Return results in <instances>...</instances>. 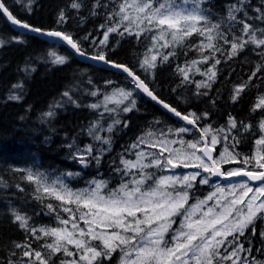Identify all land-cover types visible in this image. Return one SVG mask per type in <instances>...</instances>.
Listing matches in <instances>:
<instances>
[{"label": "trees", "instance_id": "1", "mask_svg": "<svg viewBox=\"0 0 264 264\" xmlns=\"http://www.w3.org/2000/svg\"><path fill=\"white\" fill-rule=\"evenodd\" d=\"M0 1L22 21L70 34L86 56L91 57L103 51L107 59L127 65L159 100L175 107L182 114L194 112L200 116L198 127L227 128L229 115L234 117L238 128L231 129V132L236 141L234 142L231 136L225 141V133H219V144L216 146L218 153L227 147L229 151L239 153V160L242 161L245 156H252L256 150L255 139L261 134L258 124L264 117V110L253 112L252 107L257 97L264 94V69L250 82L248 78L255 71L257 64L264 65V57L257 55L260 49L249 45L229 59L230 45L225 44L223 40L217 41L221 51L216 52L214 58H210L206 63H199L203 70H207L215 64L216 59L221 61L215 65V82H211L209 88L197 89L196 83L204 80V77L190 71V80L184 81L177 72L178 66L184 67L201 58L198 48L204 37L196 33L186 37L182 46L161 48L162 53L173 51L175 55L169 57V62L158 64L152 74L151 70L145 72L140 67V60L152 46V33L146 32L137 39L134 35L125 33L120 36L113 32L109 34L106 45L99 43L104 39L107 28L116 22L109 21L108 15L118 11L119 0H79L82 5L79 11L70 7L72 0H32L30 12L15 0ZM97 2L99 6L95 8L96 14L93 15V5ZM235 3L237 0H205L202 7L213 22H218L226 17L227 7ZM256 8H264V0H247L246 10L250 17L257 15ZM62 9L67 19L57 24ZM237 15L241 19L244 17L243 13ZM247 22L264 27V24L255 19ZM241 27L242 25L236 24L229 29L225 20L220 30L227 33L228 39L231 40L232 34L240 35ZM12 37H18L23 42L15 43ZM0 39L6 41L0 48V264H9L10 260L20 264L21 259L27 261L29 258L22 257L26 249L16 248L17 243L30 244L32 249L40 250L47 258L51 255L50 251L40 246L46 240L51 242L52 238L34 239L31 233L12 223L11 211L15 209L27 215L30 218L29 225L40 228L57 226V216L64 219L69 216L63 208L75 209L76 205L62 206L61 201L54 197L44 193L36 194L35 186L22 180L23 173L13 171L14 168L39 170L45 173L49 180L61 178L69 188L75 190L89 186L95 179L107 182L108 188L113 189L118 187L122 180L129 179L117 169L123 168L120 163L122 156L125 159L133 158L134 149L131 146L139 137L151 131L155 136L165 133L167 135L164 137L170 139L175 134L174 130L184 124L135 90V84L126 75L94 63L83 62L64 44L16 30L2 13ZM49 51L66 56L67 62L63 65L50 63ZM203 54L212 55L208 50ZM26 65L34 71H23ZM17 83L23 84L22 90H16L20 92L22 99L18 102L8 100L12 85ZM242 83H248V87L234 103L231 99L234 87ZM116 89L132 91V96L119 107L108 103L107 107L115 108V111H105L104 97L112 96ZM65 91L69 93L71 100L63 95ZM93 92H96L95 96L91 94ZM197 92L207 94L197 95ZM130 100H135V106L131 112L125 113L121 109L129 104ZM91 104H98L99 107L93 109L89 107ZM50 110L54 115L45 117L43 114ZM204 113L208 114L207 118L203 117ZM115 120L120 123L114 124L112 131L108 132V126ZM240 122L251 124V130H239ZM93 124L98 127L90 135L89 129ZM100 128L104 131H100ZM169 129L173 131L170 133ZM188 129L189 132L180 136L175 134L176 140L182 138L188 141L199 137L194 129ZM97 134L102 138H109L110 143L103 144L95 140L94 135ZM88 145L92 146L93 152L87 157V166H84L73 157V153ZM179 146L181 147L180 144ZM96 155L100 156L99 164L93 158ZM238 164L244 167L243 163ZM187 169L189 168H177L173 171ZM69 173L72 175H68ZM17 185L24 191H20ZM210 190L209 185L194 184L189 190L190 202L206 196ZM37 195L40 196L39 199L36 198ZM48 204H52L53 208L49 209ZM255 227V235L249 227L245 236L240 237L244 247L252 249L250 254L242 253V256L248 255L249 259L255 257L256 260L264 262V239L260 236L264 231V219L257 220ZM68 247L71 252H76L74 246ZM13 252L16 255H13ZM73 259L78 260V255L65 256L61 252L51 256L52 264H61V260ZM98 261H101V264H120V253L114 252L110 259L98 258Z\"/></svg>", "mask_w": 264, "mask_h": 264}, {"label": "snow or ice", "instance_id": "2", "mask_svg": "<svg viewBox=\"0 0 264 264\" xmlns=\"http://www.w3.org/2000/svg\"><path fill=\"white\" fill-rule=\"evenodd\" d=\"M31 11L32 0H15ZM115 2V0H114ZM205 0H119L118 11L108 15L109 21H116L104 32V39L99 43L106 45L110 33L124 36L125 33L137 39L144 33H152V46L144 53L140 60V67L145 72H152L158 64L169 62V57L175 55L173 51L166 54L160 51L161 48L182 46L186 37L194 33L204 37L200 42L198 51L201 53L199 60H193L184 67H177V72L184 81H189V72L192 66L201 62L206 63L210 58H214L216 52L221 51V46L216 43L223 40L230 45L228 58L238 55L249 45L254 49H260L257 53L264 57V27L254 26L248 20H258L264 24V8H256L257 15L250 17L246 10L247 0H237V3L227 7V15L221 21L213 22L206 10L202 7ZM79 0H72L70 7L80 10ZM98 2L93 5L92 14L95 15V8ZM107 5H105L106 7ZM0 13L6 17L11 25L23 29L35 36H44L49 39L58 40L68 45L75 53L85 56L79 43L73 36L58 29H44L29 24L18 19L6 6L0 2ZM238 13H243V19L238 17ZM118 18V19H117ZM65 11L62 9L58 15L57 24L66 21ZM225 20L229 29L236 24L242 25L239 29L240 35L232 34V39H228V34L220 29ZM103 28L104 25H101ZM122 29V30H121ZM87 39V37H85ZM15 43H22L18 37H12ZM162 41V43H161ZM206 41V43H205ZM6 41L0 39V48ZM208 50L212 55H204ZM49 62L54 65H63L67 62V57L55 51L48 52ZM158 57L160 60L158 61ZM94 61H101L111 68L127 73L131 77L135 86L146 93L152 100L163 105L170 113H173L180 120L192 125L200 132V137L195 140L185 141L167 140L155 137L149 131L145 135L151 139L138 138L131 147L137 149L140 145L147 148H157L158 152L136 151L135 160L121 157L120 163L123 176L129 177L122 180L118 187L109 189L107 182L93 180L89 187L73 190L62 180H49L45 173L39 170L14 168L13 171L23 173L22 180L35 186V193H44L61 201L63 205H76V208L64 207L63 211L69 213L67 219L57 216V226H44L40 228L29 225V217L21 214L17 210L11 211L12 223L26 232L32 234L34 239L41 240L44 237H51V242L47 240L40 246L48 249L51 253L47 258L36 249H32L28 243L15 245L18 249H26L22 257H28L27 261L21 259L20 264H52L51 256L63 253L65 256H76L79 259L72 261L61 260V264H101L98 258L110 259L114 252L120 253V264H264L256 260L255 257L249 259L248 255L241 256V253L252 252L251 248H245L240 237L245 236L246 231L251 227L253 235L256 234L255 222L264 219V117L259 121L258 128L260 135L255 139L256 150L252 156H245L239 160V153H233L225 147L219 156H214L215 145L218 143L219 133H225V141L231 136L233 141L236 137L231 129H237L238 123L234 117L229 115L227 128L212 129L211 126L198 127L197 121L201 118L194 112L182 114L175 107L159 100L149 89L146 83L127 65L117 63L107 59L106 54L101 51L90 57ZM219 59L206 71L196 68L197 72L207 77V81L196 83L197 89L211 87V82H215V65L219 64ZM264 69V65L257 64L255 71L249 76V82ZM26 73L34 71L30 66L23 69ZM111 83V82H108ZM248 87V83H242L234 87L232 101L235 103L240 94ZM23 84L12 85V91L8 100L20 101L22 95L16 90H22ZM93 96L96 92L91 93ZM197 95L207 93L197 92ZM71 100L67 91L63 93ZM132 92L124 89H116L112 96H105V111H115L109 109L108 103H114L119 107L125 100H129ZM75 103V101H73ZM79 106V105H77ZM135 106V100H130L129 104L121 109L123 112H131ZM89 107L98 108V104H91ZM264 110V94L257 97L252 111ZM45 117H52L54 113L50 110L43 114ZM204 113L203 117L207 118ZM115 120L108 126L107 131L111 132L114 124H119ZM97 124H93L89 129L92 135L97 129ZM127 127V124H125ZM251 124L240 122L239 130H251ZM104 131L103 128L99 129ZM173 130L169 129L171 133ZM177 136L187 133L190 129L179 127L174 130ZM162 136L167 134L162 133ZM210 136V143L208 139ZM94 139L103 144H109V138H102L94 135ZM179 143L181 147L173 148L172 144ZM68 147H72L68 145ZM103 149H101V152ZM93 148L86 146L82 151L77 150L73 157L80 163L87 166V157L91 156ZM197 152L202 155H197ZM165 153L167 155L165 156ZM97 164L100 156L93 157ZM254 162V163H253ZM243 163L244 167H233L222 170L223 164ZM177 168H194L200 171L191 174L177 175L172 170ZM156 169L157 171H148ZM208 173V176H202ZM168 173V174H158ZM68 175H72L69 173ZM197 177H200L199 180ZM211 177H223L226 179L246 177L247 181L258 182L257 186L241 180L233 183L227 188L216 186L213 193L203 199H196L190 203V189L194 184H208ZM20 191H24L17 185ZM251 194V195H250ZM40 198L39 195L36 196ZM209 201H213L209 204ZM49 209L53 208L48 204ZM86 209V211L82 210ZM77 214L78 218H77ZM83 222V227L80 225ZM62 225L63 227H61ZM70 225V227H69ZM175 225V227H173ZM39 233V235H38ZM264 239V231L260 233ZM231 237V239H229ZM98 241V244L92 243ZM68 245L74 246L76 252L69 250ZM223 249V250H221ZM16 255L15 252L12 253ZM34 257V259H32ZM9 264H17L9 261Z\"/></svg>", "mask_w": 264, "mask_h": 264}, {"label": "rangeland", "instance_id": "3", "mask_svg": "<svg viewBox=\"0 0 264 264\" xmlns=\"http://www.w3.org/2000/svg\"><path fill=\"white\" fill-rule=\"evenodd\" d=\"M196 68H199V64L198 65H194V66H192V70L191 71H194V72H196V73H198V74H200V72H197L196 71ZM200 69V68H199ZM201 70V69H200ZM201 71H203V70H201ZM201 75V74H200ZM205 81H206V79H205ZM173 137L171 138V139H168V138H166V137H164V136H162V135H159V136H155V137H157V138H161V139H167V140H175L174 139V136L175 135H172ZM139 138H144L145 140H149V139H151L150 137H147L146 135H144V136H141V137H139ZM137 142V140L134 142V143H136ZM133 143V144H134ZM171 147H173V148H179V146H178V144L176 143V144H172L171 145ZM80 151H82V150H80ZM136 151H145V152H158V149L157 148H147V147H145L144 145H140L137 149H134V153L136 152ZM167 155V153H165V156ZM197 155H202V153H200V152H197ZM217 156H219V154L217 155ZM136 159V156L134 157V158H132V159H130V160H135ZM233 167H241V166H238V165H236L235 163H232V164H229V166L226 168V170L227 169H230V168H233ZM196 171H200L199 169H194V170H185V171H183V172H179V171H173V172H175L177 175H185V174H191V173H193V172H196ZM164 174H168V173H164ZM201 175L202 176H208L209 174L208 173H203L202 171H201ZM199 178L200 177H197V179L199 180ZM58 180H62L63 182H64V180L63 179H61V178H59ZM98 180H100V179H98ZM241 180H243V179H240L239 178V180H231V181H229V182H215V181H212L211 180V178H210V180H209V185H213V189H212V191L210 192V193H213V192H215V190H216V186L218 185V186H220V187H223V188H227L228 186H230L231 184H233V183H239ZM243 181H245V182H247L246 180H243ZM65 183V182H64ZM248 183V182H247ZM250 184V183H249ZM252 185V184H251ZM253 187H255V186H257V185H252ZM74 190V189H73ZM209 193V194H210ZM208 194V195H209ZM251 195V194H250ZM203 199V198H202ZM261 199H264V197H261ZM213 203V201H209V204H212ZM84 211H86V210H84ZM78 215L79 214H77V218H78ZM80 223V225H81V227H83V222L82 221H80L79 222ZM61 227H63V226H61ZM69 227H70V225H69ZM173 227H175V225L173 226ZM19 264V263H18ZM227 264H231V262L229 261V262H227Z\"/></svg>", "mask_w": 264, "mask_h": 264}, {"label": "water", "instance_id": "4", "mask_svg": "<svg viewBox=\"0 0 264 264\" xmlns=\"http://www.w3.org/2000/svg\"><path fill=\"white\" fill-rule=\"evenodd\" d=\"M1 2V1H0ZM11 24V23H10ZM13 26V25H12ZM13 27H15L16 29H19L20 31H22V32H26V33H30V32H27V31H25V30H23V29H20V28H18V27H16V26H13ZM30 34H32V33H30ZM32 35H34V34H32ZM38 37H40V38H43V39H46V40H48V41H50V42H55V43H62V44H64V45H66L64 42H62V41H58V40H53V39H49V38H47V37H44V36H38ZM80 60H82L83 62H86V63H94V64H96V65H99V66H102V67H105V68H108V69H111V70H113V71H117V72H119V73H121V74H124V75H126L127 77H129L128 75H127V73H124L123 71H121V70H118V69H114V68H111L109 65H105L103 62H101V61H94V60H92V59H90V56H80L79 54H77V53H75L68 45H66ZM130 79H131V77H129ZM138 90H139V92L143 95V96H145V97H147L150 101H152L153 103H155L156 105H158L160 108H162L163 110H165L167 113H169L172 117H174V118H176V119H178V120H180L179 119V117H176L173 113H170L167 109H165L164 107H163V105L162 104H160V103H157L156 101H154V100H152V98L151 97H149L146 93H144L141 89H139L138 88ZM180 121H182L183 123H185L187 126H192V125H189V124H187L185 121H183V120H180ZM199 132V131H198ZM199 134H200V132H199ZM215 154V151L213 152V155ZM216 178V177H215ZM254 183H257V182H254Z\"/></svg>", "mask_w": 264, "mask_h": 264}]
</instances>
